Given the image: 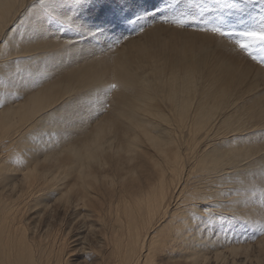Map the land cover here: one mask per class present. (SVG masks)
Wrapping results in <instances>:
<instances>
[{"label": "bare ground", "instance_id": "obj_1", "mask_svg": "<svg viewBox=\"0 0 264 264\" xmlns=\"http://www.w3.org/2000/svg\"><path fill=\"white\" fill-rule=\"evenodd\" d=\"M39 7L0 0V264H264L263 126L237 104L261 101L264 69L164 24L97 51L99 15L79 12L99 32L81 40L36 25ZM29 53L52 54L38 87ZM101 88L106 115L81 126Z\"/></svg>", "mask_w": 264, "mask_h": 264}, {"label": "rangeland", "instance_id": "obj_2", "mask_svg": "<svg viewBox=\"0 0 264 264\" xmlns=\"http://www.w3.org/2000/svg\"><path fill=\"white\" fill-rule=\"evenodd\" d=\"M126 7H128V10L125 9ZM243 7L244 17H241V14L237 9H226L222 7L219 3H217L216 0H90L88 6L85 7L84 13H87L89 17H92V15L93 17L99 15L104 21L106 31H104V39L101 40V42L99 41L98 47H100V49L97 51H106V53H109L110 51H117L115 49L121 48L128 39H138L140 36L143 37L142 32H144L146 28L156 24L168 25V29L163 28L161 33V37H166L169 35V30H171L170 28H172V26L180 27L181 29L185 30L199 32L198 28L200 27L201 20H210L213 22L219 21L222 26L225 27L226 30H230L234 34L224 37L215 34L216 36L213 37V40L209 41L210 43H208L211 49H214V47H216L218 40L222 41L225 47H220L222 48V50L216 47L214 50L216 52L214 53L217 54L218 52L221 54L223 52L222 55L225 56H228V53L230 52L238 53L243 56L244 62H253L257 65H260V67L264 69V64L258 62V60H253L251 56H248L246 53L239 51L234 44V41L240 38L235 33H238L241 30L240 27L242 26L237 24L238 18L246 19L249 17H259L262 13H264V0H247V4ZM157 9H159L165 15H178L181 16V18H183V16H194L196 17V20H189L185 25H177L172 23L161 22L159 16H156L155 19H149L146 23H142L141 25H136L134 23V16L138 12H148L149 14L155 16ZM166 9H170L171 11H166ZM126 10L130 14L127 13ZM91 21L92 19H90V22ZM141 26L143 27V31H140ZM105 42L106 44H104ZM252 49V54L254 56H264V44L257 42L252 45ZM207 57H209V55H207ZM239 62L242 63L241 61ZM255 73L256 70H253L252 73L249 74V78H253L254 80L258 79V82L261 83V88L259 86L258 88L260 89L258 90L264 92V87L262 89V85H264V80L262 79V77L261 79L259 78V73H257L256 75ZM102 88L100 92H97L95 94L96 97L88 101V107L92 108L93 110L91 113L92 115L87 118H84V120L81 121V123H83L81 126H89L88 124L90 123V121L96 120L97 118L106 115L108 97L107 95L101 97V94L103 92ZM255 92L258 91H253V93ZM253 96L254 95H251V93H245L243 96H240L241 98L237 100V104L239 106L238 111L239 113H243L244 111L248 110L253 113L256 116V119L249 118L247 115H245L246 124L252 125V123L258 122V126L263 127L256 128V132L259 131L260 135L262 132V135L264 136V115H257V109L260 107L264 108V96L258 104H254L252 102ZM261 123H263V125H259ZM252 132H254V130ZM257 236V231H251L250 229L247 231V234L244 237L245 239L243 238V242H248L250 245H252ZM71 244L72 243H69L68 245V247L70 246L69 249H71L72 247ZM84 259V256H82L80 253L71 250L69 252V260L67 264H82Z\"/></svg>", "mask_w": 264, "mask_h": 264}, {"label": "snow or ice", "instance_id": "obj_3", "mask_svg": "<svg viewBox=\"0 0 264 264\" xmlns=\"http://www.w3.org/2000/svg\"><path fill=\"white\" fill-rule=\"evenodd\" d=\"M90 0H39V11L37 12L36 25L41 23L46 24L47 27H56L58 30H62L65 35L68 33L75 34L76 37L83 38L85 36L91 37L92 35H99V32L92 33L87 24L84 23L78 16L79 12L88 6ZM222 7L226 9H237L241 17L243 16L244 5L247 4V0H216ZM31 11V10H30ZM166 11H171L166 9ZM159 16L161 22L172 23L177 25H185L189 20L195 21L194 16H181L178 15H165L159 9L156 10V15H151L148 12L137 13L134 17V23L141 25L146 23L149 19H155ZM237 24L242 25L241 30L235 33L240 38L234 41L236 48L251 56L253 60L264 64V56H254L252 45L259 42L264 44V13L259 17L238 18ZM199 31L211 32L218 34L221 37L230 36L234 33L230 30H226L225 27L219 21L213 22L210 20H201ZM140 31H143V27H140ZM39 29L37 26L32 27L33 35L38 34ZM11 42H9L10 44ZM52 54L44 53L43 55L33 56L31 53L27 54L24 58L29 62L24 71L27 73L25 80V86L38 87L45 78L50 79V76H45L42 73H33V68H38L40 65H48V58ZM19 59V58H16ZM19 72V68L17 69ZM110 87L115 88L116 85ZM19 98V97H16ZM261 234H264V226H261ZM90 258V257H89Z\"/></svg>", "mask_w": 264, "mask_h": 264}]
</instances>
